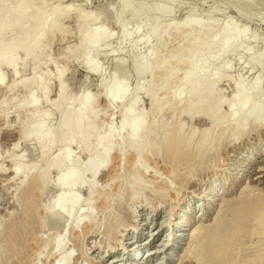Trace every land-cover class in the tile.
<instances>
[{
	"label": "bare ground",
	"instance_id": "6f19581e",
	"mask_svg": "<svg viewBox=\"0 0 264 264\" xmlns=\"http://www.w3.org/2000/svg\"><path fill=\"white\" fill-rule=\"evenodd\" d=\"M60 1L62 0H57V2ZM115 1L118 5L117 13L106 7L101 14L113 18L121 31L120 33L127 28V23L123 20L124 16L134 9H141L146 18L153 20L152 25L147 28L145 39L134 41L128 50V52L135 50L139 44L155 42L153 58L147 54L132 57L134 58L131 63L132 69L137 79L133 90H129V85L126 83L130 73L126 75V69L125 73H120L124 68L119 71L124 60H115V68L119 66L120 74L114 71L110 76L104 77L103 70L105 69L98 57L108 47V40L112 37L111 32L109 33L103 26L93 25L97 20H92L90 14H74L75 21L79 24L78 44L74 47L73 52L70 48V52L65 54L74 62H80L86 72H91L100 79V82L98 81L100 93L99 95H90L89 90H85L76 96L71 95L63 80L65 72L55 66V73L52 77L58 82L57 96L49 102L46 84L50 82L44 80L42 74L45 72L41 70L42 73L39 70L43 65L50 64L47 40H50L55 34L63 37L66 35L63 22L70 17L72 9L69 6H60V4L43 5L42 0H0V69H10L13 73V81L6 86V90L19 88L28 92L26 98L17 102L16 106L13 105L12 100L10 102V99L2 101L5 108L12 103L17 111L23 113L22 119L17 122L19 138L13 144V149H18L19 144L34 142L40 149L38 162L41 163V165L38 162L27 163L24 161L26 155L19 154V157L15 156L10 161V176L18 180L19 188L29 196L34 190V185L39 188V192L50 185L55 186L58 193L53 198L50 197L51 200L43 205V210L56 221L67 219V223H70L66 230L73 234L79 233V228L92 231L102 224L103 220L96 221L94 205L91 203L96 200L93 198L96 192L104 193V190L97 184V177L111 169L110 162L114 157H117V161H119L116 165L119 171L122 168L123 159L127 154H131L133 157L132 174L145 175L147 171L141 164V159L150 155L153 150L154 154L155 152L159 154L162 151L165 154L163 156L168 160L167 163L169 162L174 167L171 170L174 169L172 171L177 172L178 169L176 170L175 167L181 169V166L188 165L193 153L196 154L195 156L199 155L202 160L208 153L214 151L213 149L222 142V136L226 135L229 129L233 131L232 138H230L233 143L239 136L237 134L244 133L248 126L256 130L264 125V89L260 88L261 80L264 78V51L255 53L252 46H248V44L250 45L249 40L253 41L254 38L249 34L250 31L247 28H241L233 20L218 24L211 16L213 9L217 10L214 12H219V9L215 7L209 8L211 11L204 19L200 16L186 17L175 24L163 22L161 18L169 17L174 13V5L177 0H156L150 4L140 3L139 5L136 4L137 0ZM226 2L228 4L238 3L243 9L254 5L251 0H226ZM180 6L183 7V3L180 2ZM197 31H203L206 36L202 40L192 43L173 61L159 58V50L170 33L185 34L191 37ZM236 53L246 55L248 63L260 70L261 74L259 73V76L250 84L246 83L245 78L241 76L232 80L226 75L225 69L220 66L224 64L225 68L228 67L229 61L228 64L225 61ZM182 64L186 67L184 73L182 72L181 82L178 81V87L176 86L175 90H171L173 92L170 93L169 85L173 84L171 81L174 78H177L175 77L178 76L176 75L177 68ZM112 65L114 66V64ZM26 67H33L35 73L18 78L19 72ZM157 73H163L164 76L156 84L154 80ZM128 80L130 79L128 78ZM222 81L232 83L234 87V92L229 99H225L224 93L222 94V91H218L216 88ZM3 83L4 77L0 73V85ZM167 91L169 93L168 100L158 98L159 92L167 93ZM35 93L38 97L35 96ZM142 95L149 97L151 106L149 113L148 111L147 113L143 111L137 113L136 111L139 98ZM99 97L108 103V109L115 105L119 107L121 122L118 127L115 128L112 123L106 127L98 124L99 112L96 108ZM160 102L163 105L170 104V107H172L171 105L177 107L181 105V113L190 118L195 115H203L212 120V125L204 129L203 132L201 131V138L199 137L201 140H198L200 144H197V147L190 148L193 145H191L192 140L197 136L196 131L191 132L190 137L185 140V138H181L183 127L179 123H176V125L178 124L177 129L173 126L175 133L172 139H169L172 136L171 132L173 133L172 128L170 131L168 127H163L162 129L165 128L163 138L160 144L155 146L153 137L156 127L149 118H151V114H159V107L162 106ZM46 103L50 108L49 111L58 114V123L55 122L54 126L49 125L48 114L40 110L41 106ZM13 106L8 107L13 108ZM223 106L227 107L225 114H222L221 111ZM113 110L115 111L114 108ZM216 125L223 126L218 137L214 136ZM214 127L216 128L214 129ZM235 142L237 143V141ZM212 143L216 144L214 148ZM73 145L77 146L79 151L87 153L86 161L80 162L77 156L74 157L71 150ZM208 145H212V147L209 148ZM54 149H56L55 152H53ZM113 168L116 170L115 166ZM52 172H56L58 175L56 181L50 178ZM3 173L4 170L0 167V174ZM230 174L219 170L214 174L215 178L204 186V189L194 190L190 196L182 197L176 206L171 207L168 213L169 227L166 231L168 236L167 249L165 250L166 261L177 258L179 248L185 245L187 248L183 256L194 261L195 264H264L263 194L258 196L251 189L250 191L242 190L236 199L223 203L225 205L216 210L218 206L216 202L220 201V197L225 196L231 189L225 190L226 188H224ZM82 188H86L88 191L86 198H82L79 194ZM130 188L136 192L139 191L140 193L137 194L142 195L146 194L150 187L135 177ZM132 193L134 194V192ZM133 194L131 195L132 200H139V197ZM155 194L158 196L156 192ZM159 194V198H163L164 194L160 192ZM120 195L115 201L121 208L122 195ZM106 198L101 201L103 210L108 208V203L106 205L108 199ZM197 214H201V218H205L209 214L215 216L212 218V224L204 231L194 222ZM20 222L8 227L10 237L8 244L17 240L18 237L21 238L22 233H25L24 226L26 224L24 221ZM175 224H177L176 227ZM66 233L62 232L57 238L54 236L53 250L59 254V258L57 257L58 260H55L54 264H73L71 263V260L74 259L73 252L70 248H66L64 238ZM253 237L257 241L250 244ZM17 242L14 243L17 244ZM14 243H10V247L13 248ZM122 246V253L120 252L119 255L120 261L126 259L125 264H142L141 260L145 256V251L142 252L131 242ZM242 246L244 249L247 247L248 252L249 249L252 250L250 254L246 253L245 258L241 257ZM137 252L142 254L140 259L138 256L135 257Z\"/></svg>",
	"mask_w": 264,
	"mask_h": 264
},
{
	"label": "rangeland",
	"instance_id": "374dc122",
	"mask_svg": "<svg viewBox=\"0 0 264 264\" xmlns=\"http://www.w3.org/2000/svg\"><path fill=\"white\" fill-rule=\"evenodd\" d=\"M154 1L156 0H137L136 4H150ZM179 1L183 3V7L180 6ZM251 1H253L252 3L255 6L259 5L260 7L251 5L249 8L243 9L240 4H228L226 0H177V2H175L176 4L174 5V13L169 17H164L161 19L163 22H172L175 24L179 23L186 17L200 16L202 19H204L206 15L210 13L209 11H211L209 8L211 9L215 7L219 9L218 11L220 14L219 12H214L216 9H213V13L211 12V16H213L212 18L218 24H222L227 20H233L241 28H247V30L250 31L249 34L251 36L253 35V41L256 38L254 42L251 41L252 39L249 40L250 45L248 44V46H252L254 49L253 51L258 53L264 51V0ZM42 4L49 6L60 4V6H69L72 9H70V17L63 22L66 35L63 37L62 35L60 36L59 34H55L50 40H47L46 44L48 46L47 48H49L48 55L50 58V64L48 63L49 65H43L44 68L42 66V69L40 68L39 70L40 72H45L42 74V77L45 78L44 80L46 82L47 80L50 82H47L46 84L49 93V102L53 101L57 96L58 82L52 77L55 73V66L56 68L58 67L57 69H61L65 72L63 80L68 88V92L71 95L76 96L85 90H89L88 93L90 95H99L100 93V79L94 76L93 73L86 72L80 62H74V60L68 58V55L66 56V54H68L71 49L73 52L74 47H76L78 44L77 35L79 24L75 21L74 14H90L92 20H97L99 22L98 23L95 21L93 25L96 24L98 27L103 26L109 33L111 32L112 37L108 40V47H106L103 50V53H101L98 57L99 62H101L103 68L105 69L103 70L104 77L106 78V76H110L112 72L114 73V71L119 73L120 69L124 68V70H121L120 73H125L126 70V75L130 73L126 79V83L129 85V90H133L137 83V79L132 69L131 63L134 59L132 57L147 54L149 57L153 58V54L155 53V42L151 41L149 44H139L135 50L129 52L128 50L134 41H143L145 39L147 28H149V26H151L153 23L152 19L146 18L144 12L141 9H134L131 13L124 16L123 20H125L127 23V28L125 31L120 33L121 31L113 18L110 16H103L101 14L102 10L106 7H109L114 13H117L118 5L115 0H62L60 2H57V0H42ZM205 36L206 34H204L203 31H197L194 33V36L191 37L185 34L182 35L170 33L169 36H167V38L164 40L162 48L159 50V58H167L173 61L175 57L189 48L192 43L202 40ZM67 49L70 50L68 51ZM239 54L240 55L236 53L231 56L230 59L225 61L226 64H228L229 61V68H225L224 64H221L220 66L225 69L226 75L232 80H235L237 77L241 76L245 78L246 83L250 84L256 79L257 76H259L260 70L259 68L253 67L248 63V57L246 55L244 56L241 53ZM116 59H120L122 61L124 60L120 65V68L119 66L115 68ZM112 64H114V66ZM185 67L186 66L182 64V66L180 65L177 68L179 73L177 72L176 75L178 76H175L177 78H174V80L171 81L173 84L171 83V85H169L171 87L169 90L170 93L175 90L176 86L178 87L177 82H181L180 79L184 73L183 71L185 70ZM0 73L4 77V83L0 85V167L2 170H4V173L0 174V264H54L55 260H58L57 257L59 258V254L53 250V242L55 240L54 238L60 237L62 232L66 233V229L68 228L67 226H69L70 222L67 223V219L56 221L43 210V205H45L46 202H49L51 198L57 195L58 192L55 186L50 185L44 189L45 191L43 190L39 192V188L34 185V190L32 191V194H30V196L32 195L30 197L28 193L22 191L19 188L18 180L13 179L10 176V161L12 158L15 156L19 157V154H23L24 156L26 155L24 158L25 162L36 163L40 157V149L37 145H35L34 142L19 144L18 149H13V144H15V141L17 142V138H19V127L17 122L23 117V113L17 111L15 109L16 107L14 108V106H16L15 104L17 102H20V100L26 98L28 92L22 89L20 90L19 88H16L15 90H6V86L13 81V73L10 69L8 70L5 68H1ZM34 73L35 70L33 67H26L19 72L18 78H24L26 76L33 75ZM157 74L158 75L155 76L154 80L156 84L160 82L164 76L163 73ZM128 78L130 80H128ZM260 86L261 89H264V78L261 80ZM216 88L218 91H222V94L224 93L223 95L225 99H229L234 92L232 83H225L224 81L218 83ZM168 94V91L167 93L159 92L157 96L158 98H163V100H166L168 98ZM35 96L38 97L36 93ZM145 96L142 95V97L140 96L139 98L136 108L137 113L141 111L145 113H147V111L148 113L150 112V100L148 96ZM7 99H10V102L12 100L14 106L12 103H10L11 105L8 106H13V108H9L8 106V108H5V106L2 104V101ZM160 103L163 107H159V114H151L152 116L149 118V120L151 119V122L153 121V125L156 127L153 137L155 146L157 147L163 138V133L165 132V128L162 129L163 127L166 126V128L168 127L169 130L172 128L173 131V126L177 129L178 124L176 125V123H179L183 127L181 135L184 137L181 135L180 136L181 138H185V140L190 137L191 132L194 130L196 131L197 136H195L194 140H192L194 143H191V145H193L190 146V148L193 149L194 147H197L196 145L200 144V141L198 140H201L200 138L202 132L204 129L212 125V120L203 115H195L190 118L188 115L181 113V105L178 107L171 105L172 107H170V104L163 105L162 102ZM107 104L108 103L105 102L102 97L98 98L96 108L97 112H99L98 124L100 123V126L106 127L108 124L110 125L112 123V125L116 128L121 122L119 107L115 105L113 107L115 109L114 111L113 108L108 109ZM47 105V103L45 105L43 104L40 110L48 114L49 125L54 126L56 123H58V114L56 112L49 111L50 108ZM221 111L222 114L227 113V107L223 106ZM216 126L217 128L214 127V129L216 128L214 131V136L218 137L219 134H221V129L223 126ZM175 128L174 130H176ZM254 130V128L248 126L244 133L237 134L239 135L235 140L237 143L235 141L231 143L232 140L230 138H232L231 136L233 135V131L231 130V133L229 129L226 135L222 136V142L219 144L220 146H216V144L213 145L212 143L213 148L214 146L217 147H215L216 149H213L214 151L208 153L207 156H205L202 160L200 159L199 155L195 156L196 154L193 153L194 158L192 157V159H190L191 161L189 160L187 163L188 165L185 164L184 166H181V169L175 167L176 170L178 169L177 172H173L172 170L174 169L171 170V168L174 167L169 162L167 163L168 160L166 157H164L165 154L162 151L159 154L156 152L154 154V150L152 151L153 153L150 151V155L148 154L149 156H145L146 159H143L145 157L141 159V164L144 166V168H146L147 171L145 175L132 174L131 171L133 157L131 154H127L123 159L121 166L122 168L119 170L120 172L117 170L116 166L119 161H117V157H114L115 160L113 158V162H110V165L112 164L111 169L104 172L103 175L101 174L102 176L100 175L97 177V184L104 190L105 194L102 193V196V194L96 192L93 195V198L96 200H93V203H91L94 205L93 211L94 215L96 216V221L103 220L102 224H100L97 229L95 228L92 231L85 228H79V233H76L77 235L67 231L64 237L66 248H70L73 252L74 259L71 260V263L125 264L127 262L126 259L120 261L119 255L123 248L122 245L131 242L134 243L136 248L141 249L142 252H146L144 258L141 260L142 264H195L194 261H191L190 259L183 256L184 251L187 248L185 245L179 248L177 253L179 256L177 258L169 259L167 261L165 260V250L167 249L168 242L166 231L169 227V210L171 207L176 206L178 200L182 197L190 196L192 194L191 192H194V190L200 188L204 189V186L213 180V178H215L214 174L219 170H223V172L227 174L231 173L228 180L225 182L226 185H224V188H226L225 190L228 188L231 189L225 196L220 197V201L216 202L218 205L216 210L225 205L223 203H227L236 199L242 190L248 189V191H250L251 189L258 196L263 194V197L264 125L256 128L255 131ZM174 133L175 131H173V133L171 132L172 136L169 135V139H172ZM212 145H208L209 148H211ZM71 150L74 157L77 156V158L80 159V162L86 161V152H82L81 150L79 151V148L74 145L71 147ZM259 150L261 152H258ZM55 151L56 149L53 150V152ZM253 154L256 155L254 156ZM38 164L41 165L40 162H38ZM112 166H115L116 170ZM57 176L58 175L56 172H52L50 178L53 181H56ZM135 177L144 182V184H147L152 189L149 188V191L142 195L137 194L139 191L136 192V190H131V182ZM132 192H134V194ZM155 192L158 194V196L155 194ZM159 192L164 194L163 198H159ZM79 194L82 196V198H86L88 191L86 188H82L79 191ZM119 194L122 195L121 208L118 207L117 202L115 201ZM132 194L138 196L139 200L133 201L131 197ZM104 197H107L106 199H108L106 201V205L108 203V208L103 210V202L101 201L105 199ZM146 200L147 203H145ZM80 208L82 209L83 207ZM85 210L86 208L84 211ZM200 215L201 214L196 215L194 222L195 224L197 223L196 226L200 227L204 231V229L212 224V218L215 216L209 214L210 216L208 215L205 218H201ZM20 221H24L26 224L24 226L25 233H22L23 236L20 234V236H22L21 238L18 237L17 240L15 239L10 242L14 243L18 241L17 244H11L13 245L12 248V246L10 247V243L8 244L10 238L8 234V227L12 224H17V222ZM176 225L177 224H175V227ZM108 235L111 236L108 237ZM253 238L250 240V244L254 241V243H256L257 239L255 237ZM108 246L110 247L108 248ZM246 248L247 247H245V249L244 247L242 248V258L246 257V253L250 254L252 251L249 249L248 252V248ZM136 255H141L142 257V254H135V257H137ZM183 259L184 261H182Z\"/></svg>",
	"mask_w": 264,
	"mask_h": 264
},
{
	"label": "built area",
	"instance_id": "2783aa9c",
	"mask_svg": "<svg viewBox=\"0 0 264 264\" xmlns=\"http://www.w3.org/2000/svg\"><path fill=\"white\" fill-rule=\"evenodd\" d=\"M180 229H181V228H180ZM180 229H178V230H180ZM177 232H178V231H177ZM138 254H139V253H138ZM138 256H139L138 258L140 259V258H141V255H138Z\"/></svg>",
	"mask_w": 264,
	"mask_h": 264
}]
</instances>
